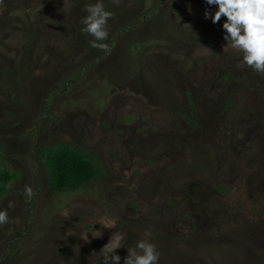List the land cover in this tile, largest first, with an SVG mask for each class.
Listing matches in <instances>:
<instances>
[{
    "label": "rangeland",
    "instance_id": "rangeland-1",
    "mask_svg": "<svg viewBox=\"0 0 264 264\" xmlns=\"http://www.w3.org/2000/svg\"><path fill=\"white\" fill-rule=\"evenodd\" d=\"M97 2L113 13L110 53L83 31ZM216 10L3 0L0 163L16 178L0 198V264H103L113 232L119 264L142 239L157 264H264V74L227 46ZM59 143L95 162L96 180L52 193L41 151Z\"/></svg>",
    "mask_w": 264,
    "mask_h": 264
},
{
    "label": "clouds",
    "instance_id": "clouds-1",
    "mask_svg": "<svg viewBox=\"0 0 264 264\" xmlns=\"http://www.w3.org/2000/svg\"><path fill=\"white\" fill-rule=\"evenodd\" d=\"M119 0H114L118 3ZM208 5H216L217 10L211 15L212 23H217L221 17L226 21L222 27L226 32L224 39L227 46L239 51L243 56V63L256 72L264 74V0H206ZM3 0H0V5ZM88 15L83 19L85 27L83 31L94 38L90 41L91 47L110 53L108 44L102 43L107 40L108 31L106 28L109 18L113 13L106 11L103 4L97 2L86 7ZM205 18L209 17L205 12ZM25 195L31 199L35 193L32 188L25 186ZM9 207L12 204L9 203ZM9 218L6 210H0V225L8 223ZM103 228H115L116 220L101 218L98 222ZM147 235V234H146ZM93 238H100L102 233L93 230ZM88 233L80 236L85 242H90ZM124 235L113 232L109 241L101 248L104 259L103 264H119L121 257L114 254L115 250L121 248V241ZM128 255L124 258V264H157L159 253L154 244L147 240L137 242L134 249H127Z\"/></svg>",
    "mask_w": 264,
    "mask_h": 264
},
{
    "label": "trees",
    "instance_id": "trees-1",
    "mask_svg": "<svg viewBox=\"0 0 264 264\" xmlns=\"http://www.w3.org/2000/svg\"><path fill=\"white\" fill-rule=\"evenodd\" d=\"M41 156L52 193L83 187L96 180L98 175L95 162L78 148L69 145L59 143L45 147ZM15 178L16 174L0 163V198Z\"/></svg>",
    "mask_w": 264,
    "mask_h": 264
}]
</instances>
